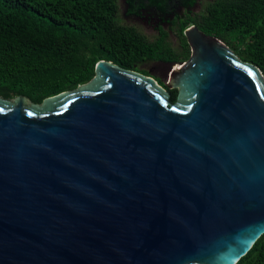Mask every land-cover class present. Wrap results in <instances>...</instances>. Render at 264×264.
<instances>
[{"label":"water","instance_id":"95a60500","mask_svg":"<svg viewBox=\"0 0 264 264\" xmlns=\"http://www.w3.org/2000/svg\"><path fill=\"white\" fill-rule=\"evenodd\" d=\"M185 36L174 103L152 74L106 60L42 104L0 98V264H238L251 251L264 76L197 26Z\"/></svg>","mask_w":264,"mask_h":264},{"label":"trees","instance_id":"16d2710c","mask_svg":"<svg viewBox=\"0 0 264 264\" xmlns=\"http://www.w3.org/2000/svg\"><path fill=\"white\" fill-rule=\"evenodd\" d=\"M119 15L118 0H0V98L42 104L89 83L101 60L150 76L148 63L190 60L184 32L193 25L264 76V0L207 1L176 23L178 45L147 38ZM161 85L176 102L178 89ZM238 264H264V234Z\"/></svg>","mask_w":264,"mask_h":264},{"label":"flooded vegetation","instance_id":"af4514ba","mask_svg":"<svg viewBox=\"0 0 264 264\" xmlns=\"http://www.w3.org/2000/svg\"><path fill=\"white\" fill-rule=\"evenodd\" d=\"M207 1L209 0H197V2L193 0H118L120 7L119 18L123 24L136 28L150 39V37L141 28L134 25V23L145 25V27L150 29L151 33H153L151 40L167 39L178 45V40L182 37V33L176 23L180 24L181 20L186 18L191 12H202ZM193 2L194 4H192ZM121 8L124 9L123 13ZM174 63L182 62L154 61L148 64H154L156 66L155 68H160L163 73L161 77L163 78L169 77V75L174 72V70L171 71L170 68V65ZM148 72L156 79L154 71L151 70ZM156 80L160 82V84L166 85L162 79Z\"/></svg>","mask_w":264,"mask_h":264},{"label":"rangeland","instance_id":"374dc122","mask_svg":"<svg viewBox=\"0 0 264 264\" xmlns=\"http://www.w3.org/2000/svg\"><path fill=\"white\" fill-rule=\"evenodd\" d=\"M203 5V4H202ZM122 9V8H121ZM124 12V9H122V13ZM134 25H137L139 28H141L149 37L150 39L153 37V33H151V30L150 29H147L145 27V25H142V24H139V23H134ZM156 66L154 64H148L146 66H143L142 68H144L146 71H154L155 73V76H156V79H162L163 82H165L166 84H169L171 83L170 80H167V77H161V75L163 74L162 73V70H160V68H155ZM160 84V82H158ZM10 102L13 103L12 100H10ZM27 106H30L29 103H27Z\"/></svg>","mask_w":264,"mask_h":264},{"label":"snow or ice","instance_id":"6c2138e0","mask_svg":"<svg viewBox=\"0 0 264 264\" xmlns=\"http://www.w3.org/2000/svg\"><path fill=\"white\" fill-rule=\"evenodd\" d=\"M0 111H2V110H0Z\"/></svg>","mask_w":264,"mask_h":264}]
</instances>
